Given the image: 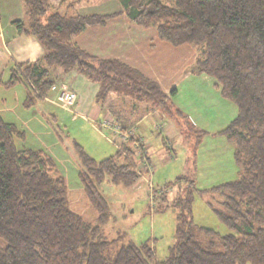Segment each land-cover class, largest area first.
Here are the masks:
<instances>
[{
	"label": "trees",
	"instance_id": "trees-1",
	"mask_svg": "<svg viewBox=\"0 0 264 264\" xmlns=\"http://www.w3.org/2000/svg\"><path fill=\"white\" fill-rule=\"evenodd\" d=\"M23 2L27 20L13 25L18 34L35 36L44 53L35 61L11 65L9 80L0 85L22 83L25 107L58 83L50 76L51 67L76 70L98 84L95 99L101 106L112 94L128 98L131 106L147 103L173 120L184 137L197 138L186 155V171L165 185L176 187L174 197L169 200L168 190L155 193L153 210L173 209L176 214L173 242L158 260L150 240L136 243L105 235L112 211L98 185L106 176L125 186L140 178L122 151L97 160L74 142L79 178L97 213L90 222L71 208L66 178L54 158L44 148L19 147L16 138L24 140L26 132L0 114V264H264V0H120V10L104 14L50 12L48 0ZM119 14L155 27L159 38L172 45L196 49L195 72L214 78L221 95L236 105L237 114L224 129H200L172 101L175 90L167 93L131 64L95 56L75 42L87 26L104 25ZM112 119L122 130L137 126ZM206 134L222 135L233 146L239 172L234 180L200 188L198 147ZM125 149L133 153L128 144ZM197 194L211 197L208 202L228 233L195 222Z\"/></svg>",
	"mask_w": 264,
	"mask_h": 264
},
{
	"label": "crops",
	"instance_id": "crops-1",
	"mask_svg": "<svg viewBox=\"0 0 264 264\" xmlns=\"http://www.w3.org/2000/svg\"><path fill=\"white\" fill-rule=\"evenodd\" d=\"M48 1L50 12L104 14L121 9L120 0ZM15 20H27L23 0H0V80L2 82L9 80L11 65L35 61L44 53L42 44L35 36L18 34L13 25ZM75 42L95 56L118 58L131 64L147 76L157 80L167 93L175 90L171 94L172 101L200 129L210 133L220 131L237 114L236 105L221 95L217 81L211 76L198 75L195 72L196 49L190 44L175 46L161 40L157 29L153 26H140L132 22L126 14H119L110 18L104 25L87 26L75 37ZM50 76L56 79L57 84H64L76 91L78 100L72 110H66L47 99L38 100L31 106L37 107L38 105L40 112L46 116H54L55 111L52 107H56L96 123H101L106 117H120L119 120L127 125H137L145 137L151 140V143V135L160 131L159 126L161 129L165 127L162 133L165 135H175L180 132L169 118L159 110L151 108L147 103H134L135 105L131 106L129 102L124 104L122 97L112 94L101 106L95 99L99 88L98 84L88 80L76 70L66 73L60 68L51 67ZM26 94V87L22 83L15 84L11 88L0 85V114L6 121L15 123L21 130L26 127V124L30 125L33 122L32 118L27 119L23 113L18 114L14 110L21 106L25 107L23 103ZM51 95L52 93H50ZM45 103H49V107H45ZM140 110L142 111L138 113ZM211 137L214 140H220L221 145L216 144L211 148L212 151L208 153L206 150L200 155L201 164L198 165V177L212 183L200 188L234 180L239 172L233 158V146L228 141L230 147L225 145L221 139L225 137L222 135L211 134L205 139ZM210 143L206 141V145ZM206 145L204 148L207 147ZM217 145L219 149H214ZM153 153V145H151L150 159L152 162L154 160ZM206 154L218 159L210 164L205 159Z\"/></svg>",
	"mask_w": 264,
	"mask_h": 264
},
{
	"label": "rangeland",
	"instance_id": "rangeland-1",
	"mask_svg": "<svg viewBox=\"0 0 264 264\" xmlns=\"http://www.w3.org/2000/svg\"><path fill=\"white\" fill-rule=\"evenodd\" d=\"M125 99L132 102L128 98H123L122 102H125ZM44 105L49 107V103ZM52 109L55 111V115L51 117L41 113L38 105L37 107L21 106L14 109L18 114L23 113L27 119L32 118L33 120L32 124H26L23 129L26 132V139L16 138V143L19 147L44 148L54 158L60 173L66 178L68 191H70L71 208L79 212L85 220L93 222L97 213L89 203L79 178L81 163L76 154L74 142L80 143L85 151L97 160L115 154L117 147L99 130L98 123L80 118L75 113H69L70 111L65 112L56 107H52ZM18 110L21 112L19 113ZM141 111H138V113ZM25 117L22 118L26 119ZM171 122L174 123L173 120ZM164 128H160L161 131H153L154 133L151 135L152 143L147 137L150 144L153 145L152 158L154 157L155 160H153L155 171L151 176V180L154 187H160L157 188L158 190H168L167 197L171 200L176 193V187L166 189L165 185L186 171V155L193 150L197 137L193 134V138L190 140L187 139V136L184 137L182 132H177L178 134L175 133V135H165L162 134ZM208 135L211 136V134H206L205 138ZM163 138L171 146V149H166L167 145L163 144ZM205 138L198 147V165L201 164L200 155L202 153L206 150L209 153L216 144L221 145L220 140H214L212 137L210 139ZM217 139L219 138L217 137ZM221 139L225 145L230 147L225 138ZM206 141L211 143L206 145ZM205 145L206 148H204ZM214 149H219V146L217 145ZM224 153L226 154V152ZM206 156L205 159L210 164L218 159L214 156H208V154ZM208 184L211 185L212 183L198 177L197 185L199 187L209 186ZM98 188L107 199L112 211L110 220L104 226L106 237L108 239H119L120 241L131 239L136 243L150 240L155 247L157 259L163 260L168 253L169 245L174 239L176 214L173 209L164 212L153 210L156 189L150 188L148 178L142 175L133 185L125 186L112 182L110 177L106 176L105 180L98 185ZM208 199H211L209 195H196L193 205L195 222L200 226L213 228L221 235L228 233L230 230L219 220ZM208 239L206 237L203 240L207 241Z\"/></svg>",
	"mask_w": 264,
	"mask_h": 264
},
{
	"label": "built area",
	"instance_id": "built-area-1",
	"mask_svg": "<svg viewBox=\"0 0 264 264\" xmlns=\"http://www.w3.org/2000/svg\"><path fill=\"white\" fill-rule=\"evenodd\" d=\"M34 90L36 93L38 92L35 88ZM50 93H52L51 96ZM50 93L44 96L43 99H47L66 110H72L78 100L76 91L64 84H54L51 87ZM99 130L106 135L108 140L116 145L117 150L122 151L134 163L135 170L139 173L140 178L142 175L145 178L147 177L150 182V188L159 191L157 188L160 187H154L151 180V176L155 171V165L149 158L150 142L141 135L139 128L132 126L126 130H122L112 118H105L101 121ZM126 144L133 150L132 154L125 149Z\"/></svg>",
	"mask_w": 264,
	"mask_h": 264
}]
</instances>
